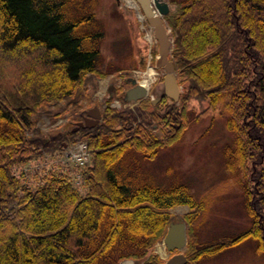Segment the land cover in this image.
Here are the masks:
<instances>
[{"label":"trees","instance_id":"1","mask_svg":"<svg viewBox=\"0 0 264 264\" xmlns=\"http://www.w3.org/2000/svg\"><path fill=\"white\" fill-rule=\"evenodd\" d=\"M97 3L0 0V63L11 68H0V264H162L152 250L180 204L189 207L186 264L248 237L264 250V0L179 3L165 16L183 85L179 101L163 93L156 104L145 98L137 109H118L111 102L119 94H109L101 121L74 130L87 111V84L95 91L107 75L99 66ZM192 99L207 101L200 116L227 113L233 142L226 167L246 177L253 224L231 239L197 243L193 222L204 202L186 185L136 184L124 163L131 149L154 157L180 139ZM42 112L65 120L44 131L36 118ZM78 139L87 141L90 163L34 172L26 166ZM77 173L82 187L74 183Z\"/></svg>","mask_w":264,"mask_h":264},{"label":"rangeland","instance_id":"2","mask_svg":"<svg viewBox=\"0 0 264 264\" xmlns=\"http://www.w3.org/2000/svg\"><path fill=\"white\" fill-rule=\"evenodd\" d=\"M166 1L170 4L171 14L176 11L179 3L189 0ZM136 5L137 7L133 6L130 0H98L95 10L104 30V37L99 44V66L106 69L107 75L99 78L95 91L90 82L87 84L89 89L85 93L89 98L81 100L87 110L98 105L102 114L105 98L114 92L121 96H114L113 105L123 109V104L126 103L125 91L132 86L131 79L135 78L141 82L150 66L155 69V73L150 81L152 86L148 99L153 104L159 101L165 70L156 66L158 43L152 28L138 4ZM166 24L171 35V27L168 22ZM150 57L155 58L152 63ZM2 62L0 68L11 69L9 63ZM179 84L181 95L183 85L180 82ZM189 103V124L180 139L160 148L154 157L131 149L127 152V161L124 163L136 184L149 183L161 189L186 185L198 200L204 202V209L193 222L197 243L231 239L249 228L253 224V217L246 205V177L241 171L232 172L226 167L225 148L233 142V133L226 124L227 113L218 110L200 116V111L208 105L207 101L192 99ZM198 115L200 117L197 119ZM36 118L44 131H55L65 120L60 118L53 122V117L43 112ZM153 132L159 137L163 134L160 128H154ZM53 165L61 166L59 157L42 156L26 164L31 172L35 169H48ZM261 210L264 211L263 208ZM188 211L186 204L176 205L171 209L176 221L185 223L188 220ZM188 248L184 247L182 252L186 253ZM152 252L157 253L163 263L172 255L162 239L155 244ZM119 264H143V261L121 260ZM188 264H264V250L259 249L258 239L248 237L237 244L226 246L219 252L202 256L197 263Z\"/></svg>","mask_w":264,"mask_h":264},{"label":"water","instance_id":"3","mask_svg":"<svg viewBox=\"0 0 264 264\" xmlns=\"http://www.w3.org/2000/svg\"><path fill=\"white\" fill-rule=\"evenodd\" d=\"M141 7L142 13L148 24L153 28V34L158 42V54L156 66L165 70L163 78V93L174 101H178L181 86L178 81L174 61L170 59L173 49V37L169 33L164 16L170 12L169 3L165 0H135ZM133 84L127 91L125 98L128 100H140L148 96V88L138 83L135 78L131 79ZM102 114L99 106L90 107L83 120L78 121L74 130L79 127L92 128L101 120ZM163 242L169 251L180 250L172 254L163 264H185L188 260L182 252L188 245L187 224L185 221H173L167 227Z\"/></svg>","mask_w":264,"mask_h":264},{"label":"built area","instance_id":"4","mask_svg":"<svg viewBox=\"0 0 264 264\" xmlns=\"http://www.w3.org/2000/svg\"><path fill=\"white\" fill-rule=\"evenodd\" d=\"M63 159L67 163L71 162L79 165L85 164L90 159L87 144L85 142L78 141L77 143L71 145L65 150Z\"/></svg>","mask_w":264,"mask_h":264},{"label":"bare ground","instance_id":"5","mask_svg":"<svg viewBox=\"0 0 264 264\" xmlns=\"http://www.w3.org/2000/svg\"><path fill=\"white\" fill-rule=\"evenodd\" d=\"M130 3L133 5V6H136L137 7V3L135 2V0H130ZM136 3V4H135ZM143 18V17H142ZM155 73V69L153 68V67H149V69H148V71H146L145 72V75H144V77H143V79H142V83L143 84H148L150 81H151V79H152V77H153V74ZM74 183H75V185L76 186H78V187H82L83 186V182H82V175L81 174H79L78 176H77V178L75 179V181H74Z\"/></svg>","mask_w":264,"mask_h":264},{"label":"flooded vegetation","instance_id":"6","mask_svg":"<svg viewBox=\"0 0 264 264\" xmlns=\"http://www.w3.org/2000/svg\"><path fill=\"white\" fill-rule=\"evenodd\" d=\"M178 252V251H177ZM175 253V252H174Z\"/></svg>","mask_w":264,"mask_h":264}]
</instances>
